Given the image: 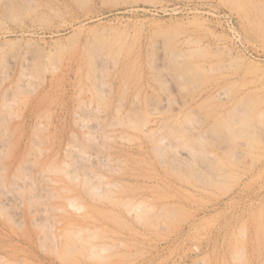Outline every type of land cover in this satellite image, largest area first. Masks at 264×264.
I'll return each instance as SVG.
<instances>
[{
	"label": "rangeland",
	"instance_id": "rangeland-1",
	"mask_svg": "<svg viewBox=\"0 0 264 264\" xmlns=\"http://www.w3.org/2000/svg\"><path fill=\"white\" fill-rule=\"evenodd\" d=\"M0 264H264V0H0Z\"/></svg>",
	"mask_w": 264,
	"mask_h": 264
},
{
	"label": "bare ground",
	"instance_id": "bare-ground-1",
	"mask_svg": "<svg viewBox=\"0 0 264 264\" xmlns=\"http://www.w3.org/2000/svg\"><path fill=\"white\" fill-rule=\"evenodd\" d=\"M234 124V123H233ZM243 126V125H242Z\"/></svg>",
	"mask_w": 264,
	"mask_h": 264
}]
</instances>
